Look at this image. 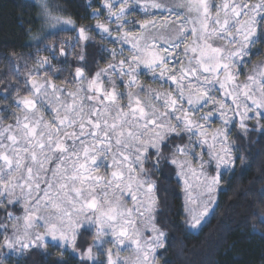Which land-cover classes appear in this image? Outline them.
<instances>
[{
    "label": "snow or ice",
    "instance_id": "6c2138e0",
    "mask_svg": "<svg viewBox=\"0 0 264 264\" xmlns=\"http://www.w3.org/2000/svg\"><path fill=\"white\" fill-rule=\"evenodd\" d=\"M22 6L48 25L40 44L71 30V47L86 48L95 31L106 67L90 69L82 53L58 86L53 61L69 52L45 46L0 92L10 101L0 106V255L27 259L50 240L56 264H157L166 233L155 173L174 166L185 224L200 228L238 158L232 130L252 120L264 130V63L247 67L264 43V0H100L95 25L78 30L46 0Z\"/></svg>",
    "mask_w": 264,
    "mask_h": 264
},
{
    "label": "trees",
    "instance_id": "16d2710c",
    "mask_svg": "<svg viewBox=\"0 0 264 264\" xmlns=\"http://www.w3.org/2000/svg\"><path fill=\"white\" fill-rule=\"evenodd\" d=\"M46 2L53 9H62L54 14L71 19L77 30L96 23L90 13L99 7L100 0ZM27 3L30 0H0V92L8 84L17 82V73L25 75L35 67L36 59L49 55L44 51L45 46L56 45L57 49L64 46L69 52L66 62L53 61L56 68L61 69L59 77L54 79L58 86L64 87L66 80H72L70 74L81 66L78 57L82 53H86L90 69L97 67L94 60L99 67H106V61L101 59L98 51L102 41L95 31L89 33L95 43L86 48L83 42L74 49L71 47L77 37V32L71 30L38 43L48 27L43 19H37L40 16L38 8L22 6ZM103 43L107 44L106 41ZM107 47L112 45L107 44ZM253 53L248 68L264 63V43H257ZM62 59L58 56V60ZM9 102L0 95V106ZM233 131L231 137L238 151L237 161L234 169L222 176L218 203L208 222L198 231L185 224L184 193L175 176L174 166L163 167L155 173L153 178L159 185L157 195L163 210L158 215L159 226L166 233L165 247L159 251L158 264H264V130L254 120L249 123L247 132L239 127ZM82 239L88 244L92 242L87 234ZM60 257L61 249L50 240L45 249L28 253L27 259L14 254L8 258L0 255L3 264H56ZM62 258L69 264H78L75 258L69 259L67 255Z\"/></svg>",
    "mask_w": 264,
    "mask_h": 264
},
{
    "label": "rangeland",
    "instance_id": "374dc122",
    "mask_svg": "<svg viewBox=\"0 0 264 264\" xmlns=\"http://www.w3.org/2000/svg\"><path fill=\"white\" fill-rule=\"evenodd\" d=\"M218 2H219V0H218ZM140 18H143V13H137V19H140ZM74 23V22H73ZM75 25V24H74ZM47 27H48V25H47ZM254 66V65H253ZM241 79H243V77H241ZM252 121H254V120H252ZM251 121V122H252ZM215 127H219V122H217L216 124H214L213 125V128H215ZM237 127H239L238 125H237ZM232 132L234 133V131L232 130ZM231 140H232V137H231ZM236 156H238V151H236ZM205 159H207V157H205ZM237 161V160H236ZM234 169V167L231 169V170H222L223 171V175L222 176H224V175H227L229 172H231L232 170ZM222 178V177H221ZM180 185H182V182H180ZM181 188H182V186H181ZM222 189V179H221V183H220V186H219V191ZM219 191H218V194H219ZM215 208V207H214ZM212 214V213H211ZM211 214L207 217V220L209 219V217L211 216ZM201 228V227H200ZM200 228H197V229H192L193 231H198ZM159 251L160 250H158V252H157V264H158V260H159ZM15 256H17L15 253H13ZM123 257L124 258H128L129 256H131V251L129 250V251H126V252H124L123 254Z\"/></svg>",
    "mask_w": 264,
    "mask_h": 264
}]
</instances>
